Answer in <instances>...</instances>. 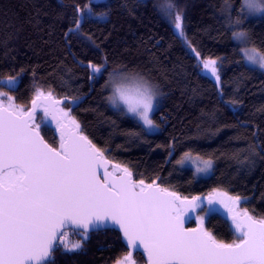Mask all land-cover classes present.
<instances>
[{
  "label": "trees",
  "instance_id": "obj_1",
  "mask_svg": "<svg viewBox=\"0 0 264 264\" xmlns=\"http://www.w3.org/2000/svg\"><path fill=\"white\" fill-rule=\"evenodd\" d=\"M164 3L0 0V81H17L0 92L29 107L37 87L55 98L84 96L77 107L66 103L69 115L133 179L155 180L183 197L216 195L214 190L239 196L241 210L264 218V70L246 63L233 39L234 31H244L248 43L264 52V14L246 16L242 0H172L184 16L180 36L161 11ZM77 5L96 14L81 20L83 35L69 31ZM101 13L106 14L102 19ZM207 58H219V83L202 70L201 60ZM89 64L104 65L103 73L94 74ZM114 70L141 74L159 86L158 132H148L135 117L122 114L124 108L109 104L111 87L105 85ZM42 115V110L36 114L40 132L57 143ZM185 153L212 160L210 176L198 178L191 167L178 165ZM212 206L204 216L206 230L233 242L238 233L227 212L218 209L219 202ZM203 213L199 210L190 225ZM128 252L121 234L110 228L90 233L82 251L57 247L48 264H117ZM133 259L148 264L142 251Z\"/></svg>",
  "mask_w": 264,
  "mask_h": 264
},
{
  "label": "snow or ice",
  "instance_id": "obj_2",
  "mask_svg": "<svg viewBox=\"0 0 264 264\" xmlns=\"http://www.w3.org/2000/svg\"><path fill=\"white\" fill-rule=\"evenodd\" d=\"M94 0H86L90 5ZM77 19L70 32L83 35L81 20L96 14L93 8L76 6ZM183 36V12L172 0L161 6ZM241 11L264 13V0H242ZM106 14L101 13L102 19ZM229 22L239 25L240 20ZM91 39V37H88ZM233 39L249 42L244 31H234ZM240 53L248 64L264 70V52L256 46L242 47ZM199 56V53H195ZM219 58L201 61L217 83L220 82ZM222 63V61H220ZM94 74H102L104 65L89 64ZM106 87L112 88L108 102L113 108L124 106V113L142 122L151 131L159 127L153 119L156 102L162 95L159 86L145 77L113 72ZM16 78L0 81V87H14ZM30 108L18 107L11 96L0 92V264H48L57 248L65 253L82 251L89 234L114 229L130 249L142 248L148 264H264V218H254L245 209L237 211L241 198L216 195L182 197L153 180L133 179L127 167L112 165L105 149L84 134L79 122L60 107L52 92L35 88ZM221 94H223L221 92ZM79 97H64L72 104ZM50 117L60 132L59 147L48 144L36 123ZM178 165L190 163L195 174L207 175L213 162L185 153ZM111 165L112 171H109ZM117 172L120 175H117ZM227 201V202H226ZM219 202L231 214L237 239L231 243L218 240L203 227L186 228L189 213L197 209L207 215ZM78 236L80 239H69ZM117 264H136L129 251Z\"/></svg>",
  "mask_w": 264,
  "mask_h": 264
},
{
  "label": "rangeland",
  "instance_id": "obj_3",
  "mask_svg": "<svg viewBox=\"0 0 264 264\" xmlns=\"http://www.w3.org/2000/svg\"><path fill=\"white\" fill-rule=\"evenodd\" d=\"M244 13H245V15L246 16H249V17H259V16H262L264 13H258V14H249V13H247V11H243ZM175 28V27H174ZM176 30V29H175ZM236 31H241V30H236ZM176 32L178 33V31L176 30ZM240 43V42H239ZM241 44V48L242 47H252L249 43H247V44H242V43H240ZM262 52V51H261ZM213 59H215V58H213ZM202 61V60H201ZM256 66H258V65H256ZM217 67H218V64H217ZM259 67V66H258ZM113 72H117V73H125V74H130V75H135V74H137V73H130V72H126V71H121V70H114V71H111V73H113ZM203 72L205 73V74H207V75H209L210 77H212L211 75H210V73L209 72H207L206 70H203ZM139 75H141V74H139ZM141 76H143V75H141ZM143 77H145V76H143ZM110 78V77H109ZM146 79H148L147 77H145ZM214 80H215V78L214 77H212ZM109 80V79H108ZM151 83H153V81L152 80H150V79H148ZM16 83H17V81H16ZM154 84V83H153ZM1 90V89H0ZM111 95H112V88H111ZM0 100H3L4 102H5V104L7 103V100H5V99H3V98H1ZM18 107H23V108H30L29 106H25V105H20V104H17V103H15ZM158 104H159V99H158V101L156 102V106H155V111H154V114H153V119L155 120V118H154V115H155V113H156V110H157V108H158ZM120 107H122V108H124V106L123 105H121ZM137 119V118H136ZM41 120V119H40ZM138 120V119H137ZM139 121V120H138ZM141 124H142V122L141 121H139ZM155 122H156V124L157 125H159L158 123H157V121L155 120ZM40 125V124H39ZM143 125V124H142ZM147 130V129H146ZM160 130V125H159V127L158 128H156V129H154V130H151V131H149V130H147L148 132H151V133H155V132H158ZM47 139V138H46ZM49 142H50V139H47ZM53 144V146H55V147H59V141L57 140V143H52ZM193 156H197V155H193ZM203 158V157H202ZM203 159H205V158H203ZM205 160H209V159H205ZM212 161V160H211ZM213 162V161H212ZM214 164V163H213ZM183 166H187V167H191L193 170H194V168H193V166L190 164V163H185ZM111 170H112V167H111ZM212 170H213V167H212ZM212 170L207 174V175H204V174H200V175H197V174H195L196 175V177H198V178H206V177H208V176H210V174L212 173ZM194 173H195V171H194ZM117 174H119V172H117ZM221 206L222 207H218V209H221L222 211H224V212H227L226 210H227V208L223 205V204H221ZM213 208H215V206L213 207V206H211V210L213 209ZM199 216H205V213H203V214H198L196 217H199ZM198 219V218H197ZM199 220V219H198ZM69 239H72L71 238V235H70V237H69ZM72 240H74V239H72Z\"/></svg>",
  "mask_w": 264,
  "mask_h": 264
},
{
  "label": "water",
  "instance_id": "obj_4",
  "mask_svg": "<svg viewBox=\"0 0 264 264\" xmlns=\"http://www.w3.org/2000/svg\"><path fill=\"white\" fill-rule=\"evenodd\" d=\"M53 96V95H52ZM53 98L55 99V100H63V103L60 105V106H63V105H65L66 103H70L73 107H77L78 105H80V103L85 99V97L84 96H82V97H79L80 99H79V103L78 104H72L70 101H67V100H64V97H61V98H55L54 96H53ZM30 107H31V105H30ZM39 110L40 109H38L37 110V113L39 112ZM36 113V114H37ZM47 118V120H48V122L50 123V125L51 126H53V127H55L56 128V134L57 135H59V137H60V132H59V130L57 129V127H56V124H55V122L54 121H52L51 120V118L50 117H46ZM40 134H41V136H43V134L40 132ZM85 134V133H84ZM86 135V134H85ZM43 138H44V140L48 143V144H50V145H52L51 143H49L46 139H45V137L43 136ZM53 146V145H52ZM53 147H55V146H53ZM108 160H110L109 158H107ZM111 161V160H110ZM111 164L112 165H115V163L114 162H112L111 161ZM109 171H112L111 170V165L109 166ZM117 175H120V173L119 174H117ZM169 191H172V190H169ZM173 192H175V191H173ZM183 197V196H182ZM201 198H206L207 196H200ZM191 197H189V199H190ZM200 209H197L196 210V212H194V213H189V215L190 216H192V219L190 220V221H186V223H185V227L186 228H196V227H199L200 226V222L199 223H197L196 225H194V226H191L190 224H191V222L193 221V219L195 218V215L197 214V212L199 211ZM237 211H243V210H241L240 208H239V206H238V208L236 209ZM227 211V215H228V217H229V219L231 220V214L228 212V209L226 210ZM248 213H249V215H251V216H253L254 218H256L254 215H252L249 211H248ZM203 227L205 228V226H204V224H203ZM206 229V228H205ZM126 243V242H125ZM128 247V246H127ZM129 248V247H128ZM129 251H131L132 252V257L134 256V253H135V251H142V252H144V250L142 249V248H139V249H130L129 248ZM54 252V251H53ZM52 252V253H53ZM52 253H51V256H52ZM144 255H145V257H146V260H147V254L144 252ZM148 262V261H147Z\"/></svg>",
  "mask_w": 264,
  "mask_h": 264
},
{
  "label": "flooded vegetation",
  "instance_id": "obj_5",
  "mask_svg": "<svg viewBox=\"0 0 264 264\" xmlns=\"http://www.w3.org/2000/svg\"><path fill=\"white\" fill-rule=\"evenodd\" d=\"M60 107L64 108L66 111L69 110L68 108L66 109V104L63 105V106H60ZM70 111H71V109H70ZM70 116H71V115H70ZM52 127H53V126H52ZM53 131H54V133H55L56 139L59 141V135L56 134V128H55V127H53Z\"/></svg>",
  "mask_w": 264,
  "mask_h": 264
}]
</instances>
